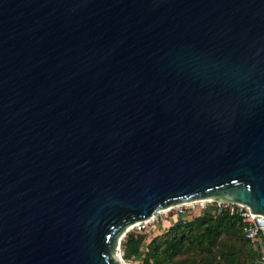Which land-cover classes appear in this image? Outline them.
<instances>
[{
    "label": "water",
    "instance_id": "1",
    "mask_svg": "<svg viewBox=\"0 0 264 264\" xmlns=\"http://www.w3.org/2000/svg\"><path fill=\"white\" fill-rule=\"evenodd\" d=\"M201 199L264 215V0H0V264Z\"/></svg>",
    "mask_w": 264,
    "mask_h": 264
},
{
    "label": "trees",
    "instance_id": "2",
    "mask_svg": "<svg viewBox=\"0 0 264 264\" xmlns=\"http://www.w3.org/2000/svg\"><path fill=\"white\" fill-rule=\"evenodd\" d=\"M241 217L228 209L178 219L147 243L146 231H129L120 245L142 264H256L258 248L242 233Z\"/></svg>",
    "mask_w": 264,
    "mask_h": 264
},
{
    "label": "built area",
    "instance_id": "3",
    "mask_svg": "<svg viewBox=\"0 0 264 264\" xmlns=\"http://www.w3.org/2000/svg\"><path fill=\"white\" fill-rule=\"evenodd\" d=\"M217 201L218 200L213 199H201L175 204L174 207H169L166 211L159 212L147 220L145 219L134 223L128 228L127 232L133 230L138 232H147L155 222H158L161 219L167 220L171 214L172 216H180L182 219H186L183 217H187L189 214L192 215L193 213L196 214V210H199V207L204 208L205 205L213 204L217 208L216 212L228 209L231 214L236 213L241 217L242 233L255 248H258L259 251L256 264H264V215L252 212L249 206L242 203ZM125 236H123L121 240H123ZM117 256L122 264H133L131 259H126L123 256V250L121 249L120 251V245L117 250Z\"/></svg>",
    "mask_w": 264,
    "mask_h": 264
},
{
    "label": "rangeland",
    "instance_id": "4",
    "mask_svg": "<svg viewBox=\"0 0 264 264\" xmlns=\"http://www.w3.org/2000/svg\"><path fill=\"white\" fill-rule=\"evenodd\" d=\"M200 210V212L202 213L203 211L205 210H209L211 211L212 213H217V208L216 206H214L213 204H208V205H205L204 208H201L199 207L198 208ZM204 209V210H203ZM199 210H196V213H200ZM195 215L194 213L192 215H188L187 217H183V218H186V219H190L192 218V216ZM172 214L169 216V218L167 220L165 219H161L159 220L158 222H155L150 228L149 230L147 231V233L145 234L146 235V241L145 243H147L150 239H152L154 236L156 235H160L162 234L166 229L167 227L173 223L174 220H177L178 218H181L180 216H175ZM122 241V240H121ZM121 245H120V251H121ZM141 258L137 259V258H132L131 260L133 261V264H142L141 261H140Z\"/></svg>",
    "mask_w": 264,
    "mask_h": 264
},
{
    "label": "bare ground",
    "instance_id": "5",
    "mask_svg": "<svg viewBox=\"0 0 264 264\" xmlns=\"http://www.w3.org/2000/svg\"><path fill=\"white\" fill-rule=\"evenodd\" d=\"M218 202V201H217ZM175 205H170L169 207L170 208H172V207H174ZM177 206V205H176ZM169 207H166V208H160V209H158V210H156L149 218H151L152 216H155L157 213H159V212H162V211H166L167 210V208L169 209ZM147 220V219H146Z\"/></svg>",
    "mask_w": 264,
    "mask_h": 264
}]
</instances>
